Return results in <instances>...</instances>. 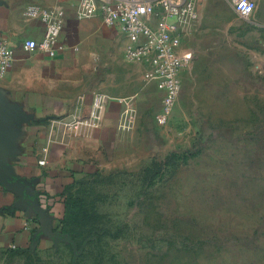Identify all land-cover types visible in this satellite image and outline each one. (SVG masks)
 <instances>
[{
	"label": "rangeland",
	"instance_id": "374dc122",
	"mask_svg": "<svg viewBox=\"0 0 264 264\" xmlns=\"http://www.w3.org/2000/svg\"><path fill=\"white\" fill-rule=\"evenodd\" d=\"M199 12L178 27L170 118L143 110L142 163L77 181L51 238L0 264H264V0L249 21L224 0Z\"/></svg>",
	"mask_w": 264,
	"mask_h": 264
},
{
	"label": "crops",
	"instance_id": "0c3cea01",
	"mask_svg": "<svg viewBox=\"0 0 264 264\" xmlns=\"http://www.w3.org/2000/svg\"><path fill=\"white\" fill-rule=\"evenodd\" d=\"M77 4L0 0V44L13 53L11 66L0 73V109L18 116L16 123L0 127V255L51 238L65 196L80 179L142 163L138 128L143 110L152 98L161 108L163 93L145 78L151 62L127 59L128 41L120 31L99 17L77 19ZM30 5L63 11L60 49L53 56L23 49L25 40L40 42L45 33L44 24L30 15ZM95 93L111 98L100 128L52 130L51 123L72 114L77 105L85 114ZM134 96L136 130H118L122 106L117 100Z\"/></svg>",
	"mask_w": 264,
	"mask_h": 264
},
{
	"label": "built area",
	"instance_id": "2783aa9c",
	"mask_svg": "<svg viewBox=\"0 0 264 264\" xmlns=\"http://www.w3.org/2000/svg\"><path fill=\"white\" fill-rule=\"evenodd\" d=\"M238 16L249 21L257 9L256 0H224ZM200 0H78L76 17L87 20L99 17L102 24L117 28L128 41L125 56L131 61H150V70L146 73L147 81L155 82L163 93L161 108L156 116L159 125H164L170 118L172 108L180 91V70L188 65L191 53L179 52L180 39L178 27L185 22H195L200 16ZM30 15L40 20L45 26V33L40 42L25 40L26 52L41 50L53 56L60 49V36L63 28V11L41 10L35 5L29 6ZM13 60L12 51L0 44V73H5ZM135 96L117 100L122 106L117 128L132 131L136 124ZM111 98L102 93H95L85 114L82 106L63 118L51 123L52 130L64 133L82 129L100 128L103 114ZM45 165V160L38 162Z\"/></svg>",
	"mask_w": 264,
	"mask_h": 264
},
{
	"label": "water",
	"instance_id": "95a60500",
	"mask_svg": "<svg viewBox=\"0 0 264 264\" xmlns=\"http://www.w3.org/2000/svg\"><path fill=\"white\" fill-rule=\"evenodd\" d=\"M15 119H18V116L16 117L14 114L13 115L6 114L2 109H0V127L1 124L11 125L16 123ZM3 168H4L3 161L0 157V174L3 171Z\"/></svg>",
	"mask_w": 264,
	"mask_h": 264
},
{
	"label": "trees",
	"instance_id": "16d2710c",
	"mask_svg": "<svg viewBox=\"0 0 264 264\" xmlns=\"http://www.w3.org/2000/svg\"><path fill=\"white\" fill-rule=\"evenodd\" d=\"M68 191H69V190H68ZM67 194H68V192H67ZM67 194H66L65 199H64V202H63V212H64V213H66L67 210H68V208H69V201H68ZM59 220H60V219H59ZM59 222H60V221H58V225L60 224ZM58 225H57V227H58ZM55 229H56V228H55Z\"/></svg>",
	"mask_w": 264,
	"mask_h": 264
}]
</instances>
